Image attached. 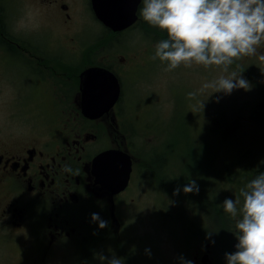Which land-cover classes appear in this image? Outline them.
I'll use <instances>...</instances> for the list:
<instances>
[{
	"label": "flooded vegetation",
	"instance_id": "1",
	"mask_svg": "<svg viewBox=\"0 0 264 264\" xmlns=\"http://www.w3.org/2000/svg\"><path fill=\"white\" fill-rule=\"evenodd\" d=\"M30 2L37 5L40 16L61 18L59 29L42 26L27 35L20 31L17 22ZM1 7L6 26L0 29V252L9 244L17 245L29 255L25 264H100L95 254L111 258L113 253L123 258L124 264H182L181 257L192 264H220L213 248L220 232V244L224 239L229 253H234L236 221L221 204L226 198L235 199L241 187L264 171V144L225 141L232 140L240 126L224 127L211 120L210 126L199 130L186 126L182 114H198L203 100H216L219 95L203 96L187 75L193 71L212 76L218 68H177L184 77L183 83L180 79L173 83L172 92H179V100L172 98L176 109L160 110L163 101L155 100V92L139 102L124 86L128 79L138 84L167 67L152 59L155 44L167 39V33L143 21L139 14L142 0L136 25L118 32L97 18L92 0H1ZM20 10V15L13 14ZM129 31L132 36L139 33L148 38L146 55L120 58L119 53L110 52L108 37H114L115 46L121 49L122 38ZM87 38H98V45H81ZM258 52L264 53V46ZM237 63L251 90L232 95L236 101L242 95L247 100L252 96L264 120V62L245 57ZM95 66L114 72L122 92L111 111L91 119L82 112L80 76ZM138 92L142 94L134 89L133 97ZM190 92H197L196 97L190 99ZM152 115L161 119L156 122ZM168 117L180 119L179 125L172 127L179 141L185 134L190 139L179 154L177 173L169 129L170 137L163 141L139 140V125H147L148 133L154 128L153 134H158ZM197 138L201 140L196 142ZM236 147L247 159L238 173L234 168ZM108 150L131 156L132 173L122 190H117L121 176L108 178L106 163L94 166L96 158ZM188 156L196 157L194 168L187 167ZM65 164L72 173L62 171ZM191 179L197 181L199 193L185 195L181 190L179 207L171 206L167 193L177 186L182 189ZM149 207L150 218L162 223L155 229L169 236L166 244L174 247V258H169L163 242L152 237L154 232L136 237L138 220L144 219ZM93 213L107 221V227L100 229L98 222L92 221ZM209 235L205 248L197 246V241Z\"/></svg>",
	"mask_w": 264,
	"mask_h": 264
},
{
	"label": "clouds",
	"instance_id": "2",
	"mask_svg": "<svg viewBox=\"0 0 264 264\" xmlns=\"http://www.w3.org/2000/svg\"><path fill=\"white\" fill-rule=\"evenodd\" d=\"M139 14L144 22L167 33V39L155 44L152 57L166 63L165 71L181 66L216 67L222 74L204 82L199 93L212 89L213 94L228 95L237 89L251 90L237 62L245 57L264 62V53L258 52L264 46V0H142ZM233 65L236 70L230 71ZM196 95L190 92L188 97ZM204 103L200 104L202 110ZM62 171L72 173L73 169L65 164ZM181 190L185 195L198 194L199 185L191 179L182 189L177 186L173 195L178 196ZM221 206L236 221L237 230L236 251L225 254L227 264H264V171L241 187L235 199L226 198ZM92 221L98 222L100 229L108 224L98 213L92 214ZM94 258L100 264H124V259L114 253L111 258L103 254ZM180 259L182 264H192Z\"/></svg>",
	"mask_w": 264,
	"mask_h": 264
},
{
	"label": "rangeland",
	"instance_id": "3",
	"mask_svg": "<svg viewBox=\"0 0 264 264\" xmlns=\"http://www.w3.org/2000/svg\"><path fill=\"white\" fill-rule=\"evenodd\" d=\"M28 4L29 5H26L27 8L25 9V11L23 13H22L23 10L13 12V14H15L17 16L22 13V16L20 17V19L17 22L18 26L21 27V29H19L20 31L24 30L25 35H27L28 31H35L39 27H42V26H46L48 28L53 29L52 26L54 25L56 30L59 29L58 24L62 23L61 18L42 17L38 13L37 5H33L31 2ZM60 29L61 30L64 29V24L61 25ZM97 39L98 38L84 39L81 42V45H83V44L98 45ZM122 41L123 42L121 44V49H119L117 46H115V38L112 36H109L107 42L110 45H112V47H110V49H112L110 52L111 53H119L120 58L128 57L130 54H136L139 57L147 54V50H148L149 46H148V38L146 36H141L139 33H138V35H134V36H131L128 34L126 38H122ZM132 48H137V50L134 52H129L132 50ZM124 63H126V62H124ZM161 65L162 64H160L158 67H160ZM9 67H11V65H9ZM165 68L166 67L163 66L161 69L158 70V74L150 76L149 77L150 79H145V78L141 79L138 84H134L132 82V80L129 83V79H128L126 81V85H125V88L127 90V94H131L134 91V89H136V90L141 91V93H142L141 98H144L147 94H150L152 96V92H155V100L156 101H162L163 100V102L159 106V109L165 110V111L172 109L171 107L167 106L169 104V100L172 99L173 96H175V98L178 99L179 92L178 91L172 92L171 88L173 86L174 81L178 82V79H180L181 82L183 83V77L184 76L179 69H175V70L169 72V71H165ZM221 74H222L221 70L217 69L212 73V76H210V75L209 76H200L193 71L187 76H188V82L190 84H196L199 88H201V86L204 82L211 81V80L217 78ZM240 90H243V89L234 90L231 94H228V95H226L223 92H219V93L223 97L224 96L230 97V96H233L232 94H234V93L237 94L238 91H240ZM210 93H213L212 89L206 90L202 95L207 97L210 95ZM133 96H134L133 94L130 95V97H133ZM252 98L253 97L251 96L250 99L247 100L242 95L240 97L239 104L246 106V107L255 108L253 105L254 101ZM146 105L147 104H145L144 106H140L139 109H144ZM142 107H144V108H142ZM182 114L185 117L186 126H187V122H190V124L192 126L196 125L199 130H200V128L205 127V124L202 121V120H204V117L202 115L195 114V113L189 112V111H183ZM209 114H211V112L206 113V115H209ZM210 117L211 116H209L208 119H210ZM140 118L142 119L143 122H146L144 120H146L147 118H144L143 115H140ZM154 119L157 122L161 118L154 117ZM172 120H173L172 123H174V121L177 122V118H173ZM249 121L250 120H245V122H249ZM170 126H168V127H170ZM258 128L261 130H264L263 125L258 127ZM146 129H147V125H145L144 127L141 125L139 128V134L147 136L146 137L147 142L163 141L161 133L160 134H153L154 128H151L149 133L146 132ZM251 129L254 130L253 128H251ZM203 131H204V129H201V132H203ZM241 132L243 133V129L241 130ZM168 137H170V136H168L167 132H165V138H168ZM255 137L258 139L261 137V134H255ZM263 137H264V135H263ZM228 139H230V138H228ZM186 141H188V136L184 137L181 140V142L178 139H177V141L171 140V142H172L171 143L172 144L171 145L172 154H173V156L174 155L176 157L178 156V158H176V160L173 159L174 163H175L174 164L175 173L179 172V170H178V167L180 165L179 154L181 151L184 150L183 147H185ZM263 149H264V146H263ZM185 163H186L187 167L194 168L196 165V157L188 156ZM140 195L141 194L138 192L139 199H140ZM142 197L144 198V200H146L145 196L142 195ZM180 197H181V195L174 196L172 192L167 193V198L170 201V205L173 207H176V208L179 207V201H181ZM140 201H141V199H140ZM190 201L187 202V205L190 203ZM140 207L143 209V212H145L143 205L140 204ZM133 213L135 214L136 211H134ZM150 213H151V207L148 208L147 213H143L144 219L138 220V229L136 231V237L138 236L139 238H145L149 233L154 232L152 237H154L155 239H158V242H163L164 247L166 249V252L169 254V258H174V256H173L174 252L172 250V249H174V247L173 248L168 247L166 244V241L169 238L168 234L166 233V231L162 232L161 230L155 229V227L161 226L162 223L158 222L153 217L150 218V216H149ZM222 237H223L222 234L219 232L218 242L215 245L213 244V248L218 251L217 256H216L217 259L218 258L224 259L225 262L227 263V261L225 259V254L229 253V249H228V246L224 245V243H223L224 239L221 240V244H220V239ZM208 239H210V235L208 236L207 239L197 241V246L205 248ZM28 259H29V255L21 252L20 248L14 244H9L6 248L5 247L2 248V251L0 252V264H25V263L30 261ZM173 262H171V263H173Z\"/></svg>",
	"mask_w": 264,
	"mask_h": 264
},
{
	"label": "water",
	"instance_id": "4",
	"mask_svg": "<svg viewBox=\"0 0 264 264\" xmlns=\"http://www.w3.org/2000/svg\"><path fill=\"white\" fill-rule=\"evenodd\" d=\"M92 1L97 16L114 30H122L135 22L137 6L140 2V0ZM82 90L84 97L85 94L87 97H90V94L92 95L91 101L84 100V112L91 118H97L102 113L109 111L119 99L121 92L117 77L109 71L97 68L90 69L82 74ZM98 159V165L101 160H106L113 163L116 169L119 162L123 160L124 167L118 173L123 176L122 182L129 180L131 173L129 155H120L117 152L109 151L102 154Z\"/></svg>",
	"mask_w": 264,
	"mask_h": 264
},
{
	"label": "trees",
	"instance_id": "5",
	"mask_svg": "<svg viewBox=\"0 0 264 264\" xmlns=\"http://www.w3.org/2000/svg\"><path fill=\"white\" fill-rule=\"evenodd\" d=\"M4 19V12H3V7H1V0H0V29H4L6 26L5 20Z\"/></svg>",
	"mask_w": 264,
	"mask_h": 264
}]
</instances>
